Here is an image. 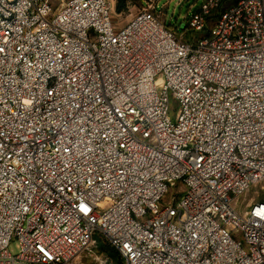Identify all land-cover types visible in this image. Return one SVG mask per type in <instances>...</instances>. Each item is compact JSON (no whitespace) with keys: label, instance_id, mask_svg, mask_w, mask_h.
Masks as SVG:
<instances>
[{"label":"built area","instance_id":"obj_1","mask_svg":"<svg viewBox=\"0 0 264 264\" xmlns=\"http://www.w3.org/2000/svg\"><path fill=\"white\" fill-rule=\"evenodd\" d=\"M114 11L0 0V264H264V0Z\"/></svg>","mask_w":264,"mask_h":264},{"label":"rangeland","instance_id":"obj_2","mask_svg":"<svg viewBox=\"0 0 264 264\" xmlns=\"http://www.w3.org/2000/svg\"><path fill=\"white\" fill-rule=\"evenodd\" d=\"M115 7L113 12V20L115 29L119 30L126 26L128 22L136 16L143 8V5L148 3L151 0H131L127 4V8L123 12L117 11V6L119 0H110ZM157 4V12L161 13L163 18L170 23L172 30L176 31L179 29L182 30V27L185 25L187 17H191L201 6L203 0H153ZM143 4V5H142ZM177 108V103L172 100V110L171 117L174 119V109ZM179 185V184H178ZM167 202L170 198L165 199ZM264 184L258 185L252 188L243 198L242 204L247 205L253 202H264ZM246 206L241 208V211L245 209ZM12 253L17 252L16 244H13L10 247ZM103 252L110 253V248L104 247ZM117 261L119 257H116ZM120 260V259H119ZM85 264H98L97 260L89 261ZM120 264H123L120 260Z\"/></svg>","mask_w":264,"mask_h":264},{"label":"trees","instance_id":"obj_3","mask_svg":"<svg viewBox=\"0 0 264 264\" xmlns=\"http://www.w3.org/2000/svg\"><path fill=\"white\" fill-rule=\"evenodd\" d=\"M129 1H131V0H119V4L117 6V11L123 12L127 8V4ZM107 248H109V247H107ZM110 255H112L115 258L116 264H120V260L122 261V259L120 258L119 254L111 248H110ZM116 257H119L120 260L118 259V261H117ZM122 263H123V261H122Z\"/></svg>","mask_w":264,"mask_h":264}]
</instances>
